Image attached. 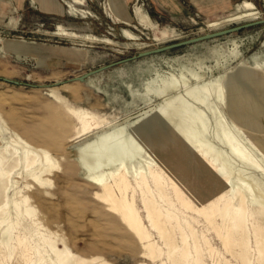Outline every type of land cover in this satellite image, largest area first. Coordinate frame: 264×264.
Wrapping results in <instances>:
<instances>
[{
  "label": "rangeland",
  "instance_id": "374dc122",
  "mask_svg": "<svg viewBox=\"0 0 264 264\" xmlns=\"http://www.w3.org/2000/svg\"><path fill=\"white\" fill-rule=\"evenodd\" d=\"M84 1L85 4L81 5L75 0H49L50 3L44 7L40 0H0V76L33 84L64 81L135 54L139 49L134 42L147 44L144 50L212 31L207 27V21L238 12L237 6L243 0H126L123 7L126 15L118 12L114 3L117 0H111L123 22L111 15L109 0ZM249 1L260 11L259 18L264 17V0ZM117 4L120 9V2ZM136 11L138 17L134 13ZM140 16L145 23L140 22ZM13 18L14 26L11 24ZM171 28L179 35L156 41V38L161 39L159 30ZM61 30L108 38L111 42L72 38L61 34ZM123 30L135 35L137 40L127 39ZM241 62L258 64L264 69V24L132 60L93 75L88 81L60 85L56 89L64 104L50 96L47 89L0 80V124L33 135L58 159L59 154L64 156L59 159L62 177L53 183L50 196L42 195L38 189L27 190L22 181L18 184L20 193L14 190L15 201L20 202V195H27L29 204L35 209V216L23 223L37 239L41 231L62 237L79 257L75 264H264V257L258 255L252 234L255 230L264 233V216L253 213L255 206L245 193L244 224L231 226L229 211H222L230 192L219 175L213 173L211 176L212 169L205 163L210 161L208 156L196 150V145L202 143L211 148L212 153L220 154L231 172V186L238 189L240 185L235 184L234 177L241 176L248 184L257 187L264 200V175L231 153L221 134L223 128L215 124L212 112L194 98L203 95L201 86L209 84L213 92L207 97L209 106L218 104L231 122L236 114L230 109L228 79ZM257 75L259 83L264 74L258 72ZM225 83L228 87L227 104L222 105V97L216 93ZM240 88L253 92L258 99L264 96V84L262 87H249L244 82ZM168 90H174L182 98L179 100L180 113L187 111L191 117L197 115L198 111L189 108V104L203 111L207 118L206 127L202 123L193 127L188 123L179 126V136L186 140V154L182 149L179 151L175 138L160 148L148 141L138 154L126 155L130 189L121 193L115 190V193L129 199L134 197L150 237L139 240L119 214L110 210L107 202L98 196L102 189L93 177L105 176L107 168L96 162L97 167L93 170L79 159L77 152L84 142L114 128L121 127L127 137L136 121L144 122L153 109L164 104L160 98ZM257 105L264 107V101ZM74 108L94 114L98 125L104 127L85 138L74 140L72 136L77 124L72 115ZM255 120L258 122V116ZM161 128L165 130L166 126ZM224 128L229 134H235L230 135L239 143L242 140L240 144L249 157L260 159L264 166V134L255 143L249 139L253 135L251 130L237 131L227 124ZM157 130L153 122L145 127L148 133H156ZM11 134L7 133V137ZM103 149L105 147L101 151ZM156 149L164 154L161 162L147 155V150L154 152ZM197 156L204 162H200ZM185 157L189 159L186 161ZM114 168L113 164L108 169ZM141 172L149 182L156 208H161L164 213L160 222L169 242L173 243V256L168 253L158 231L146 219L141 201L147 193ZM20 207L23 208L22 205ZM14 210V205L10 204L12 216H15ZM4 264H15L14 256ZM17 264L25 262L20 259Z\"/></svg>",
  "mask_w": 264,
  "mask_h": 264
},
{
  "label": "bare ground",
  "instance_id": "6f19581e",
  "mask_svg": "<svg viewBox=\"0 0 264 264\" xmlns=\"http://www.w3.org/2000/svg\"><path fill=\"white\" fill-rule=\"evenodd\" d=\"M75 2L81 5L85 4L84 0H75ZM47 3H50L49 0H41L42 6L46 7L48 5ZM237 7V9L239 10L238 12L232 13L222 18L208 20L207 27L212 31L219 30L222 29L226 24L237 22L243 23L247 21L257 20L259 19V15H261L256 6L249 0H243L240 4H238ZM109 11L117 21L123 22L116 9L113 7L111 0H109ZM134 13L138 17L137 11ZM139 20L142 24L145 23V19L142 16L139 17ZM11 24L12 26L15 25L14 18L11 21ZM60 33L72 38L90 39L105 43L111 42V40L108 38H99L89 34L79 35L75 32H67L64 30H61ZM159 33L161 34V39L156 38L157 42L162 39L165 40L170 37H175V35H179L175 33V30L173 28L166 31L159 30ZM123 35L129 40H137L135 35L127 32L126 30H123ZM133 44L139 49V51H142L143 48L148 46L147 44L141 42H134ZM156 54H151L145 57H151ZM258 72L264 74V69L261 68L258 64L248 65L245 62H241L237 69L233 72V74L230 75V79H228L230 83V109H232V111L236 114V116L232 117L231 122L228 121L226 115L219 108L218 104L215 107L209 106L211 104L208 102L207 97L213 95L209 84L201 86L203 95H199L198 97L194 98L198 102L205 105L212 112V114L214 115L215 124L223 128L221 134L231 153L234 154L241 162L251 166L255 169V171H258L264 175V166L259 161L260 159L256 160L249 157V154L246 153L247 151H245L244 147L240 144L242 140L239 143L238 140L235 139V137L230 135L233 133L229 134V132L226 131L227 128H224L225 124H227L234 127V129L236 128V130L238 129L244 132H248L249 130H251V132L253 131V135L249 137V139L250 141L255 143L264 134L262 133L264 131V107L259 108V105H257L262 104V102L264 101V96L258 99L256 96H254L253 92H248L246 89L240 88V85H242L244 82H246L249 87H262V85L264 84V78L261 79L258 83ZM92 76L93 75L85 78L83 81L91 80ZM58 82L62 83L58 85L47 84V87H44V89H47L50 96L54 97L56 100L64 104V101L62 97L57 93L56 88L60 85L67 86L69 82H67L66 80ZM225 84L220 85L218 92L216 93L218 96L221 95L222 99H220V101L222 105L227 104L226 89L228 87L227 84ZM160 99L164 101V104L158 109H153L152 113L148 114L144 122L136 121L127 137L125 135V131L121 127L114 128L112 130L99 133L94 139L84 142L78 148L77 152L79 159L85 162L93 170L97 167L96 162H99L103 167L107 168L105 176L93 177L94 182L97 183L102 189V192H99L98 196H100L107 202L106 204L109 205L110 210H113L119 214L128 229H130L139 240H144L149 237V235H147L148 230H145L144 222L141 215L139 214L134 197H131V199H129L125 195L118 196L115 193V190H118L119 193H121L122 191L127 190L129 188V185H131L128 180L127 167L125 164L126 155L128 154L129 156H131L132 154H138L142 149L141 146L148 141L156 148H160L162 145L171 142V140L175 138L177 139V142L179 144L178 146L181 147H179V151L182 149V151L185 153L187 151L185 149L186 140L180 138L179 126L181 124L184 125L188 123L193 127L197 123H202V125L206 127L205 121L207 120V118L205 113L198 109L196 110L192 104H189L188 107L192 110L198 111L199 113L197 112V115L191 117L187 111H185L184 113L179 112V100L182 98L176 95L174 90L166 91ZM72 115L77 122V124L75 125L74 135L72 136L74 140L85 138L91 133L95 132L98 128L104 127V125L99 126L96 116L87 110L74 108ZM255 116H258V122L255 120ZM150 122L155 123V125L157 126L158 130L156 133H148L145 131L146 125ZM162 126H166L165 130H162ZM168 127H171V129H168ZM229 130H231V128H229ZM9 132L12 134L10 137H7V133ZM102 146L105 147L103 151H101V149L103 148ZM196 146V150H198L204 156H208L210 161L205 163L207 164V167L212 169L211 176H213V173L219 175L221 177L220 179L225 182L227 190L230 192V195H227L229 196L228 203H226L225 205L223 204L224 209H222V211H229V219L232 223L231 226H240L239 224L241 222H243L244 224L243 220L245 215V193L248 194L246 198L249 197V199L255 206V211L253 213L264 216V200L262 199L261 194L258 192L257 187L248 184L241 176H238V174H240L238 173L236 174L238 177H236L234 174V178H236L234 180L236 182L235 184L238 183L240 186H238V189L233 188L234 185L233 187L231 186V172L228 171L229 168L227 169L225 162L221 160L220 154L212 153L211 148H209L208 146H203L202 143H199ZM147 155L152 157L153 160L155 159L156 161L161 162L164 154L156 149L154 152L147 150ZM262 156L264 157V153ZM59 157L64 158L63 154H59ZM197 157L200 158V156ZM59 159L55 154L52 153L48 146H46L42 142L37 141L33 135L29 136L13 128H9L8 126L3 127L0 124V264H4L5 260L9 259L12 256H14L15 258V264H17L20 259H23L25 264H75V261L79 259L78 255L70 250L65 240L59 235H51L47 232L41 231L39 232V238L37 239L35 235L31 233L29 227L23 223V221L27 218L31 219L35 216L34 207L29 204L30 197L22 194L20 195V202H17L13 199V195L16 194V192L20 193L21 191L20 187L18 186L20 181L23 182V187L27 190H29L30 188L31 190L38 189L40 190V193L42 195L50 196L52 194L51 189H53V183H55V180L60 179L63 173L59 168V166H61L59 165ZM187 159L185 157L186 161ZM109 161L112 164H110ZM200 162L204 161L200 158ZM113 164L115 165L114 170H109L108 168ZM141 179L147 193L146 196L144 195L145 197H143L141 201L142 206L145 209L146 219L150 222L149 225H152L153 228L158 231V235L164 240L168 248V253L172 255L175 250L171 246L172 242H169L168 240V234L163 228V223L160 222V218L164 213H162V211L160 210L161 208H156V199L154 200V196L150 191L149 182L143 175V172H141ZM16 189L17 191L14 192V190ZM11 191L12 195L10 196ZM10 204H13L15 207V216H12V213L10 211ZM20 205H22L23 208H21ZM164 218L165 217H163V219ZM177 227L180 226L178 225ZM21 229H23L25 232L21 233ZM252 234L254 235L253 239L255 240L258 255L263 258L264 233L263 231L261 233L259 230H255ZM186 242H188V240ZM195 245H193V247ZM245 246H247V244H245ZM147 247H150V244ZM174 247H176V245ZM185 250L186 249L184 248V251ZM244 254H246V252ZM187 257L188 256H186V258ZM169 259L172 260L171 256Z\"/></svg>",
  "mask_w": 264,
  "mask_h": 264
},
{
  "label": "water",
  "instance_id": "95a60500",
  "mask_svg": "<svg viewBox=\"0 0 264 264\" xmlns=\"http://www.w3.org/2000/svg\"><path fill=\"white\" fill-rule=\"evenodd\" d=\"M264 24V17L263 18H259L257 20H253V21H247V22H243V23H239V24H235L233 26H229V27H225L219 30H214V31H207L203 34H198L195 36H191L188 38H184L181 40H176L170 43H166V44H162L159 46H155L152 48H147L144 49L142 51H137L135 54L128 56V57H124L118 60H114L111 61L107 64H103L100 65L96 68L90 69L86 72H83L82 74H79V76H73L71 78L66 79L67 82H72V81H83L85 78L100 73L104 70H107L109 68H112L114 66L120 65V64H124L127 63L129 61L132 60H136L139 59L141 57H145V56H149L151 54H156V53H163L165 51H169L172 49H176L182 46H186V45H190V44H194V43H198V42H202L208 39H212V38H216V37H221L230 33H234L240 30H243L245 28H249V27H254V26H259ZM0 80L7 82V83H12L15 85H28L31 87H39V88H44L47 87V84H33V83H26V82H22L19 80H14V79H10L4 76H0ZM62 82H54L53 84L58 85ZM50 84V83H48Z\"/></svg>",
  "mask_w": 264,
  "mask_h": 264
},
{
  "label": "crops",
  "instance_id": "0c3cea01",
  "mask_svg": "<svg viewBox=\"0 0 264 264\" xmlns=\"http://www.w3.org/2000/svg\"><path fill=\"white\" fill-rule=\"evenodd\" d=\"M18 2H19V0H18ZM40 2H41V0H40ZM117 2H120V5H121L120 9H119V7H118ZM114 3L116 4V8H117V10H118V12H119L120 14H122V15H126V14H127V13H125L124 8H123L124 5L126 4V0H117V1H115ZM59 7H61V6L59 5Z\"/></svg>",
  "mask_w": 264,
  "mask_h": 264
}]
</instances>
